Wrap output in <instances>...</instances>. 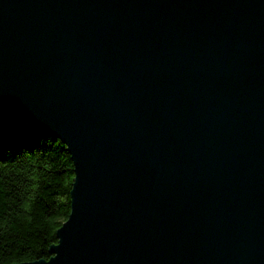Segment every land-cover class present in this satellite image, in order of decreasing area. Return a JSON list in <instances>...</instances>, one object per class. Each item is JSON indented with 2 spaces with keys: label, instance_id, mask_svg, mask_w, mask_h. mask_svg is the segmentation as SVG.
I'll list each match as a JSON object with an SVG mask.
<instances>
[{
  "label": "water",
  "instance_id": "95a60500",
  "mask_svg": "<svg viewBox=\"0 0 264 264\" xmlns=\"http://www.w3.org/2000/svg\"><path fill=\"white\" fill-rule=\"evenodd\" d=\"M0 110L75 173L11 264H264V0H0Z\"/></svg>",
  "mask_w": 264,
  "mask_h": 264
},
{
  "label": "trees",
  "instance_id": "16d2710c",
  "mask_svg": "<svg viewBox=\"0 0 264 264\" xmlns=\"http://www.w3.org/2000/svg\"><path fill=\"white\" fill-rule=\"evenodd\" d=\"M74 164L60 139L0 110V264L51 257L71 213Z\"/></svg>",
  "mask_w": 264,
  "mask_h": 264
}]
</instances>
